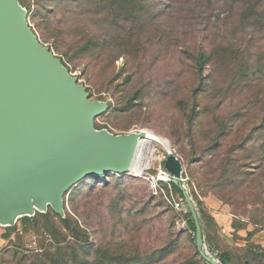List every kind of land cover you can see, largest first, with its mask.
I'll return each instance as SVG.
<instances>
[{"label": "rangeland", "instance_id": "rangeland-1", "mask_svg": "<svg viewBox=\"0 0 264 264\" xmlns=\"http://www.w3.org/2000/svg\"><path fill=\"white\" fill-rule=\"evenodd\" d=\"M17 1L38 41L89 100L105 104L95 129H146L165 139L198 216L197 201L217 213L211 198L232 224L264 228V0ZM164 156L156 142H144L141 173L89 175L64 193L61 213L46 205L0 220V264H15L7 256L13 249L17 259L41 253L43 239L53 255L47 264H208L188 229L192 216L166 198L183 190L158 180ZM47 222L53 234L37 231ZM200 223L213 257L264 264L237 229L224 232L215 218Z\"/></svg>", "mask_w": 264, "mask_h": 264}, {"label": "water", "instance_id": "water-1", "mask_svg": "<svg viewBox=\"0 0 264 264\" xmlns=\"http://www.w3.org/2000/svg\"><path fill=\"white\" fill-rule=\"evenodd\" d=\"M105 109L38 41L18 1L0 0V220L46 205L61 213L64 193L78 181L129 172L141 134L95 129ZM163 163L170 176L159 179L179 185L180 159L166 151ZM183 195L197 250L209 264H229L206 250L193 201Z\"/></svg>", "mask_w": 264, "mask_h": 264}, {"label": "trees", "instance_id": "trees-1", "mask_svg": "<svg viewBox=\"0 0 264 264\" xmlns=\"http://www.w3.org/2000/svg\"><path fill=\"white\" fill-rule=\"evenodd\" d=\"M199 58V62H202L203 60H205V56L203 55H200L198 56ZM160 183H164L162 181H159ZM169 184L172 186V188L176 191V192H179V193H182V190L180 188V186L178 184H175L173 182H169ZM166 188V186H165ZM167 189V188H166ZM183 197V195H181ZM197 206L199 207V219L202 221H205V223H214V218L212 215L208 214L205 209L202 207V203L200 201H197ZM181 211V214L185 217H187V215L189 216H192L190 212H183V210H180ZM27 219V218H25ZM76 225L78 226L77 222H75ZM187 224H188V229L190 230L191 233H194L195 235V228H194V222L192 219H188L187 220ZM79 227V226H78ZM232 227L236 229H238L240 226H236L235 224H232ZM40 228H43L44 231H47L48 233H51L53 234L55 231H54V224L53 222L49 223H43L42 226H40L39 228H37V231H39L38 229ZM75 235L74 238H76L77 240H81V234L79 232H74ZM252 232L249 233L247 235V238H249L251 236ZM44 240H41L40 243H39V247H44V250H42L41 253H29V254H23L21 256L20 259H17L19 258V252L17 249H13L11 252H9L7 254L8 256V262H13L15 264L17 263H20V262H24V263H27L28 264H47L49 262V259L53 256L51 253H48V246L49 245H44ZM58 242V241H57ZM194 242H195V239H194ZM64 246H61L59 248H63ZM195 248L197 250V247H196V244H195ZM246 249L248 250V252L251 254V258L256 260V259H261L262 260V263H264V249L259 247L258 245H254V244H248L246 246ZM197 252L199 253V251L197 250ZM199 255L201 256V254L199 253ZM32 257V259H31ZM58 257V258H57ZM56 258H54L53 262H57L59 260H63V255L60 254L59 256H57ZM202 257V256H201ZM203 258V257H202ZM220 258L226 262V263H229L230 264V261H231V257H230V254L229 253H226V252H222L220 253ZM204 259V258H203ZM205 260V259H204ZM48 261V262H47ZM206 261V260H205ZM206 263H208L206 261ZM246 263H249V260L247 259L246 260ZM209 264V263H208Z\"/></svg>", "mask_w": 264, "mask_h": 264}, {"label": "crops", "instance_id": "crops-1", "mask_svg": "<svg viewBox=\"0 0 264 264\" xmlns=\"http://www.w3.org/2000/svg\"><path fill=\"white\" fill-rule=\"evenodd\" d=\"M208 199V198H207ZM209 202L213 204V208L216 209L217 213H213V217L220 227H222L224 232H229L232 230V220L226 214V210L223 206L216 203L213 199L209 198ZM251 226H246L245 228L240 227L235 232L243 239V245L254 244L264 249V228L253 232L249 238L247 235L251 232Z\"/></svg>", "mask_w": 264, "mask_h": 264}, {"label": "bare ground", "instance_id": "bare-ground-1", "mask_svg": "<svg viewBox=\"0 0 264 264\" xmlns=\"http://www.w3.org/2000/svg\"><path fill=\"white\" fill-rule=\"evenodd\" d=\"M137 132H139L141 134L140 135L141 138L138 141L137 148H136L132 163H131L130 168H129V171L133 172V174H139L142 171L140 163L142 160V148H143L144 142L152 140V141L156 142L158 145H160L165 151L172 152L168 142L165 139L159 137L158 135H156V134H154V133H152L146 129H139V130H137ZM153 152H154V149L151 148V150H149V155L147 156V158L145 157L148 162L151 159V155ZM23 208H25V207L17 206L16 210L20 211Z\"/></svg>", "mask_w": 264, "mask_h": 264}, {"label": "built area", "instance_id": "built-area-1", "mask_svg": "<svg viewBox=\"0 0 264 264\" xmlns=\"http://www.w3.org/2000/svg\"><path fill=\"white\" fill-rule=\"evenodd\" d=\"M164 158H165V156H164ZM164 171L166 172L167 170L166 169H164ZM165 172H163L164 174H159L158 175V180L160 181L161 179H159V178H161L162 176H164V177H167L165 174ZM168 172V171H167ZM129 173H133V172H131V171H129ZM182 173V172H181ZM181 173H180V178H181ZM169 174V176H170V173H168ZM161 181H163V180H161ZM166 198H167V200L169 201V203L175 208V209H177V210H182V206H183V204H184V202H185V200H184V196L182 197V196H179V197H173V195L172 194H169V196H166Z\"/></svg>", "mask_w": 264, "mask_h": 264}]
</instances>
